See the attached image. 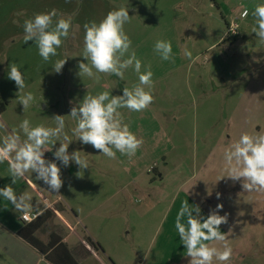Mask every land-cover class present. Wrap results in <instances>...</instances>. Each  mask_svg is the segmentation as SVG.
<instances>
[{"label": "rangeland", "instance_id": "obj_1", "mask_svg": "<svg viewBox=\"0 0 264 264\" xmlns=\"http://www.w3.org/2000/svg\"><path fill=\"white\" fill-rule=\"evenodd\" d=\"M261 3L264 0H0V103L8 107L3 120L14 128L24 119L34 126H54L51 118L65 115V131L73 140L69 153L81 151L89 162V168L80 172L74 162L64 167L56 161L63 186L54 194L55 210L70 217L75 232H83L95 243H106L113 252L115 248L142 251L134 259L130 256L129 264L143 260L147 249L152 258L165 249L166 264H189L178 233L167 236L165 229L174 224L177 207L186 200L184 193L193 183L197 181L206 189L222 177L193 180L192 170L198 173L206 169L205 154L223 153L239 139L240 135L233 133L235 122L238 127L247 121L261 122L264 133V110L245 112L238 108L240 93L246 89L262 91L264 106V43L252 33L255 19L251 14ZM122 6L131 17L124 27L132 48L142 65H151L154 102L143 112L120 109L125 123L144 143L131 159L119 152L116 159H109L76 140L71 133L75 122L67 115L86 94L109 91L122 95L123 87L138 83L132 69L126 71L124 80L101 74L99 83L77 75L78 63L83 60V25L99 22ZM53 9L71 17L72 28L58 55L45 62L34 42H24L23 24L34 14ZM245 10L247 17L243 16ZM233 23L239 27L236 35L227 33V25ZM158 39L171 41L174 61H163L154 52ZM185 49L191 52L190 59L184 55ZM59 59L67 61L57 74L52 68ZM11 63L24 74L25 91L36 97L24 112L17 103L19 89L7 76ZM58 147L59 142L46 152H53L49 160L54 159ZM155 169L163 173L162 179ZM183 183L186 187L180 188ZM239 190L245 203L251 196L256 201L247 220L232 222L233 233L227 239L232 257L226 264H264V193L243 187ZM209 200L201 204L206 213ZM219 202L217 199L212 205ZM141 223L147 224L142 233ZM55 227L52 220L40 230V236L47 237ZM128 233L131 235L125 236ZM114 234L121 240L116 245ZM121 259L127 258L121 255Z\"/></svg>", "mask_w": 264, "mask_h": 264}, {"label": "clouds", "instance_id": "obj_2", "mask_svg": "<svg viewBox=\"0 0 264 264\" xmlns=\"http://www.w3.org/2000/svg\"><path fill=\"white\" fill-rule=\"evenodd\" d=\"M248 14L247 10L243 13L244 17ZM251 14L255 19L252 33L264 43V3L255 5ZM130 20L128 8L122 6L109 11L99 22L93 20L83 25V60L78 63L77 75L81 79L87 77L99 83L101 74L124 80L126 71L132 69L137 74L138 83L123 87L122 95H112L109 91L86 94L71 107L67 115L75 122L71 133L76 140L91 145L109 159H116L117 152L131 159L144 143L143 138H138L130 130V125L125 123L120 109L143 112L154 102L151 65H142L125 31L124 26ZM23 28L24 42H34L39 56L48 62L51 57L58 55L57 50L69 37L72 20L53 9L26 19ZM153 50L161 60L174 61L171 41L158 39ZM184 55L191 58V52L187 49ZM66 61L56 60L52 71L61 73ZM142 67L145 68L143 72ZM7 76L19 89L17 103L22 105L23 112L27 111L35 103L36 97L31 91H25L27 85L24 74L17 64L11 63ZM51 120L54 126L43 123L34 126L29 119H24L18 127L10 130L5 122L0 121V130L5 132L0 137V164L7 162L11 178L10 184L0 188V197L10 202L23 220H29L34 205L29 193H16L13 185L18 180L24 179L28 173L35 174V178L47 186L48 192L59 194L63 180L56 161L64 167L74 162L80 172L89 168V162L82 157L81 151H68L73 140L65 131V115H54ZM57 142L59 147L55 149L54 159H46L45 153L51 151ZM223 160L226 175L221 179L227 177L233 182L240 181L245 191L264 193V133H242L224 151ZM222 209L223 205L218 204L205 217L199 205H190L187 199L182 201L174 227L185 248L184 255L190 257L189 264H226L231 259L232 248L227 242V234L220 229L222 224L228 223V215L219 214Z\"/></svg>", "mask_w": 264, "mask_h": 264}, {"label": "crops", "instance_id": "obj_3", "mask_svg": "<svg viewBox=\"0 0 264 264\" xmlns=\"http://www.w3.org/2000/svg\"><path fill=\"white\" fill-rule=\"evenodd\" d=\"M255 90L256 89H246L241 91V97L238 104V108L241 111H255L261 113L264 110V106L261 103L262 91ZM7 110L8 107H4L3 111L0 112V121L5 122L3 117L5 116ZM5 123L9 130L14 128L13 125L7 122ZM234 125V135H241L245 132L249 134L261 132L262 129L261 122L255 121L243 122V125L240 127L237 126L236 122ZM248 128H251V131H249ZM3 135H5V132L0 130V137ZM223 153L218 152L205 154L203 157L207 158V168L200 170L198 173L197 170L193 169V174L190 178L195 180L199 176L209 177L218 174H221L222 177L225 176L226 172L224 171ZM45 158L49 159L48 153H45ZM155 172L161 179L163 178V173H161L158 169H155ZM10 183L11 178L8 173V165L7 162H5L0 164V188ZM184 183L180 186V188L186 187ZM13 187L18 195L20 193L27 192L33 197L32 203L34 205V209L31 214L37 213L40 215L47 210L54 213L51 219L48 220L42 228L46 227L47 224L53 220L56 226L55 231L53 232L62 238V241L68 246L70 253L78 264H129L128 258L130 256L134 259V257L142 253V251L136 249H126L123 251L119 248H115L113 252L109 250L106 243H100L101 245L97 243L101 248L97 250L94 249L88 243V238H86L88 237L87 235L83 232H75V227H71L72 221H70V217L61 215L60 211L55 210L56 200L54 198V194L46 190L47 186L42 181H38L35 178V174L28 173L24 179L18 180ZM240 187H242L240 181L233 182L227 177L215 181L212 185H208L206 189H201V185L197 184L196 181L188 188V190H186L184 198L188 200L190 205L197 204L200 207L201 204L207 201V199L211 198L212 200H209L207 203L209 207L208 212L206 213L205 209H201L202 215L205 217L211 210L216 208V205L222 204L223 209L219 212V214H227L228 223L222 224L220 229L223 233L227 234V239H229L233 233L232 222H235V219L237 218L240 220L246 218L247 220L249 217V210L254 206L256 201V197L251 196L247 197L248 202L245 203L246 199H243L242 195H238ZM217 194H219V197ZM217 199L220 202L216 205H212V202ZM181 203L177 207L175 215H177ZM147 216L149 219L150 216ZM27 224L28 223H24L22 221L20 214L13 210L10 202L5 201L2 197H0V264H51L46 260L45 256L41 252L32 247L18 235L19 231ZM141 224L143 227L139 230L140 233L144 232V227L147 226L145 223ZM66 227H68V231H64ZM41 229L36 232V236L41 241L46 242L48 240V236L52 232L49 233L47 237H42L40 236ZM174 231L177 232L174 224H172L168 230L165 229L167 236L169 232ZM130 235L131 234L128 233L125 236ZM139 239H141V237ZM91 241L93 240L91 239ZM113 241L114 245L121 242L120 237L117 234H114ZM157 253V257L152 258L150 250H145L143 260L138 261L136 264H166V250L159 249ZM121 255L125 256L127 259H121Z\"/></svg>", "mask_w": 264, "mask_h": 264}, {"label": "trees", "instance_id": "obj_4", "mask_svg": "<svg viewBox=\"0 0 264 264\" xmlns=\"http://www.w3.org/2000/svg\"><path fill=\"white\" fill-rule=\"evenodd\" d=\"M227 38L228 36L225 37L224 41ZM3 109L4 106L0 103V112H2ZM53 215L54 213L48 210L43 212L36 220L24 226V228L19 231L18 235L41 252L51 264H78L70 253L68 246L62 241V238L58 234L54 232L51 233L46 243L42 242L36 236V232L41 229ZM88 243L96 250L101 248L100 245L94 243L91 239H88Z\"/></svg>", "mask_w": 264, "mask_h": 264}, {"label": "built area", "instance_id": "obj_5", "mask_svg": "<svg viewBox=\"0 0 264 264\" xmlns=\"http://www.w3.org/2000/svg\"><path fill=\"white\" fill-rule=\"evenodd\" d=\"M244 13V12H243ZM244 16V15H243ZM238 24L237 23H233L231 24L230 26H228V30H227V33L228 34H235L236 35V32H237V29H238ZM154 169V168H152ZM39 217V214L37 213H33V214H30V217H29V220H23L22 218V221L24 223H31L32 221L36 220L37 218Z\"/></svg>", "mask_w": 264, "mask_h": 264}, {"label": "water", "instance_id": "obj_6", "mask_svg": "<svg viewBox=\"0 0 264 264\" xmlns=\"http://www.w3.org/2000/svg\"><path fill=\"white\" fill-rule=\"evenodd\" d=\"M49 155H53V152L52 153H49Z\"/></svg>", "mask_w": 264, "mask_h": 264}]
</instances>
